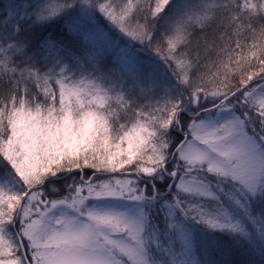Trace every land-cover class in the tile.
I'll use <instances>...</instances> for the list:
<instances>
[{"label":"snow or ice","instance_id":"obj_1","mask_svg":"<svg viewBox=\"0 0 264 264\" xmlns=\"http://www.w3.org/2000/svg\"><path fill=\"white\" fill-rule=\"evenodd\" d=\"M0 264H264V0L0 3Z\"/></svg>","mask_w":264,"mask_h":264},{"label":"rangeland","instance_id":"obj_2","mask_svg":"<svg viewBox=\"0 0 264 264\" xmlns=\"http://www.w3.org/2000/svg\"><path fill=\"white\" fill-rule=\"evenodd\" d=\"M0 3H7V0H0Z\"/></svg>","mask_w":264,"mask_h":264}]
</instances>
